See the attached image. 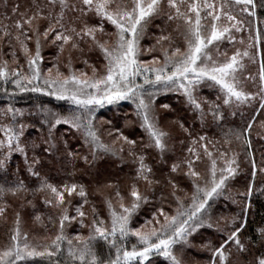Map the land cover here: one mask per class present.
<instances>
[{
  "label": "snow or ice",
  "instance_id": "1",
  "mask_svg": "<svg viewBox=\"0 0 264 264\" xmlns=\"http://www.w3.org/2000/svg\"><path fill=\"white\" fill-rule=\"evenodd\" d=\"M3 7H9L8 0H3ZM11 13L2 14L8 23L0 21V91L10 97L18 93L53 96L74 107L65 113L43 103L28 113L15 105L3 110L0 216L8 210L7 196L43 193L48 220L57 231L52 237H43L48 243H35L22 230L20 213L16 212L9 242L0 249V264H28L37 257L50 264H156L152 259L155 256H163L171 264H186L183 254L188 249L209 252L207 264H264V227L258 229L255 238L246 233L242 236L252 207L256 175H264V149L259 163L252 151L253 125L264 112V54L256 51L264 39V0H31L23 10L20 3L13 4ZM173 22L175 27L169 30ZM150 25L158 32L153 33L154 45L145 49L142 40ZM245 32L247 47L229 55L227 45L243 44L244 37L238 38L236 33ZM178 37L183 39V47L177 43ZM49 45L55 48L54 62L44 68L43 50ZM157 49L162 60L159 56L149 61L140 58L145 51ZM18 53H22L25 64L20 63ZM91 53L96 54V63L91 62ZM62 56L67 74L61 71ZM257 56L258 71L255 76H247L254 90H248L241 83L245 59L256 62ZM74 59L91 68V74L74 69ZM9 84L15 86L11 93ZM203 89L214 90L215 99L203 96ZM161 93H175L182 98L180 110L187 115L172 124L190 143L185 146L187 154L175 160L167 174L163 168L154 169L147 163L145 155L150 149L159 159H173L169 156L176 148L173 141L184 143L161 126L156 107ZM120 101L135 105L139 127L146 135L138 141L119 128H109L107 134L113 140L104 143L96 111ZM160 107L174 111L170 104ZM246 109H252L247 119ZM237 116L243 121L242 127L224 131L228 117ZM196 121L201 128L215 124L229 147L201 134ZM62 124L81 134L89 154L79 153L70 147L68 139L57 135L56 128ZM36 127L40 133L33 137L29 130ZM259 127L264 129V118ZM256 139H264V134L258 133ZM233 140L243 142L244 156L252 169L251 182L246 191L237 193L244 198L238 218L214 216L216 200L232 198L230 181L241 169L239 154H229ZM125 152L134 165L126 192L112 183L96 189L102 192L113 188L103 200L107 219L100 215L96 204L85 208L89 205V192L83 184L57 185L48 175V171L69 160L80 159L85 165L94 166L104 155L120 156ZM17 153L23 158V170L34 178L28 183L19 175L20 165L13 169L12 160ZM203 156L210 160L207 175L197 167ZM218 161L223 163L218 165ZM185 179L191 181V192L181 186ZM73 194L81 202L70 214V199L66 198ZM141 210L145 218L134 224ZM35 219L40 221L41 215L36 214ZM73 222L89 229L87 236L76 234V245L65 235ZM208 229L220 233L223 243L214 245L205 239ZM66 240L64 256L62 245ZM98 245L105 250L98 252Z\"/></svg>",
  "mask_w": 264,
  "mask_h": 264
},
{
  "label": "trees",
  "instance_id": "2",
  "mask_svg": "<svg viewBox=\"0 0 264 264\" xmlns=\"http://www.w3.org/2000/svg\"><path fill=\"white\" fill-rule=\"evenodd\" d=\"M219 3V0H217ZM15 3L21 4V10H23L26 6L30 5L31 0H8V8L3 7V0H0V21L3 23H8L9 21L3 20L2 14L4 12H7L8 15H12L11 13V6ZM15 17H13L14 19ZM157 24L160 23L159 20L156 21ZM175 27V23L173 22L170 25L169 30L171 28ZM149 33L148 37L145 38L146 45L151 47L154 45V35L153 33L158 32V29L153 28L151 25L148 28ZM174 36H176V33H173ZM177 43L183 47L184 42L183 39L178 37ZM260 50H258V47L256 48V51L259 54H264V39L260 42ZM6 50V49H5ZM227 51L229 55L233 52V46L227 45ZM55 48L52 45H49L48 47L44 48L43 54L44 56H54ZM20 58H23L22 53H18ZM95 53L89 54V58L91 62L96 63L95 60ZM159 56L162 58V54L159 52V50L152 51V55L150 57ZM258 59L259 56H257V61L252 62L249 61V63L246 65V68L244 70L241 82L243 85L248 87L249 90H254V85L251 81L247 79V76L249 73H251L253 76L256 75L258 71ZM54 62V61H53ZM73 62L78 63V67L81 68L85 66L82 61L79 59H74ZM48 64H51L49 62ZM75 67V66H73ZM77 67V66H76ZM12 85V84H10ZM13 86V85H12ZM14 88V87H12ZM214 90L212 89H203L202 95L205 96L208 100H214L215 96L212 95ZM8 98V99H6ZM181 97L177 96V94L174 93H165L162 95H159L156 99V105L157 104H170L172 105V108L174 111H169L167 109H162V112L158 110V114L160 116L161 126L164 127L166 131H171L174 136H177L180 140H183L184 143L180 144L178 141H173L176 145L175 151L170 152L169 156H172L173 159H169L168 156L164 157L163 159L157 158L156 153L153 150H146V162L153 165L155 168H163L165 170V174H167L168 169L170 168V165L175 161L181 158L182 155H186L185 146H190V143L188 140L184 139L183 133L177 132L175 129H173L172 121L175 119L184 118L187 114L180 109L183 107V105L180 103ZM7 100V101H6ZM2 102V103H1ZM8 105H15L17 109L23 110L25 113H28L29 111H35V109L41 104H45L50 108H53L61 113H65L68 107L67 101H59L56 100L53 96H46L43 94L38 93H18L14 97H10L8 95L2 94L0 91V117H2L4 104L6 103ZM158 105V106H160ZM157 107V106H156ZM158 108V107H157ZM116 112V114L114 113ZM135 109L133 106L128 104H120L117 107H108L106 111H104L101 114V117L105 119L103 123L98 122L99 130L102 134V139L104 143H111L113 140L112 136H109L107 134V130L109 128H119L121 131L124 132L125 135H128L131 139H137L138 141L141 139V137H144L146 134L144 131L139 127V122L135 115ZM252 113V109H246L245 110V119ZM114 115V117H111ZM261 118H264V112L261 113L260 116L256 117V123L253 125V147L252 151L256 155V159L259 163L262 149H264V139L258 140L256 139L257 134H264V129H261L259 127ZM108 121H111V124L108 123ZM127 121L128 123H125ZM189 123H193L190 119L188 120ZM198 131L201 132V134H206L210 138L211 141L218 142L219 145H223L224 148H228L229 146L227 144H224L223 140V132L221 129L216 128L215 124H211V127L208 128H201L199 126V121L195 122ZM243 121L240 119L239 116L237 117H228V120L224 122V131H227L229 128L233 129H239L242 127ZM173 127V128H172ZM63 125L59 126L58 129H56V133L58 136H61L65 139L69 140L70 147L75 148L79 153L81 154H89L88 148L83 143V139L81 135L76 134V132H73L69 130L70 132L67 133V131H63L62 129H65ZM31 135L33 137H38L40 133V129L38 127L30 129ZM37 143H39V140L37 139ZM211 150V145H210ZM223 150V149H221ZM39 151V150H37ZM232 152H236L239 154V160L241 161V169L238 173L237 177L230 181V188H229V195L232 198L227 197H221L218 200H216L215 204L213 205L212 212L214 216H224V217H239L241 215V206L243 204V197L237 195L239 192L246 191V186L251 182V176L250 173L252 171L251 167L248 165L247 160L244 156L245 153V147L243 145L242 141H235L233 140L231 146H230V152L231 155ZM151 153V154H149ZM123 157V159L121 158ZM22 157L19 155H14L12 164L13 169L15 166L20 165L22 168V171L20 172V176L22 178H26V183H28L30 180H34V178H31L28 176V173L26 170H23L22 165ZM109 164L111 166L110 169L106 171H96L97 164H100L102 166L103 164ZM223 163L222 161H218V165ZM134 167L133 164L128 160L127 153H122L120 156H117L115 160H112L110 157L102 156L98 161H96L94 166H87L83 163L82 160L76 159L75 161L69 160L63 165H58L54 171H48L49 178L52 183L60 185L61 182L71 184V183H78L83 184L87 191L89 184H97L101 178H104V181H107L109 183L119 184L121 187V183L124 179H128L129 181L126 183L127 187L130 180V173L131 169ZM198 170L204 173L205 175L208 174V170L210 168V160L207 156H203L201 161L197 162ZM201 168V169H200ZM175 175V173H173ZM191 181L185 179L181 186L184 187L187 191L191 192L192 188L190 187ZM30 187H34V185L30 184ZM143 182H141V190H143ZM158 187V186H157ZM43 193H36L35 196L32 195L31 192L24 194L23 196H7L6 199L8 201L9 207L6 213L3 216H0V248L3 245H6L9 240V234L11 229L14 226L15 221V214L16 212L20 213V217H28L31 219L33 225L32 228H29L30 232L33 234V237H36L35 239H38L39 243H48L49 241H46L43 239L45 235L52 237L56 234V227L48 220L49 216V209L43 204ZM98 194L97 193H90L89 194V202L91 204L98 203ZM79 199V198H78ZM233 199H235L237 202L234 203ZM31 200L32 204H27L26 201ZM81 201V200H80ZM76 201V202H80ZM251 202L252 207L249 210L248 215V224L247 227L244 229V233H242V236L246 233L247 236H251L253 238L257 237L259 235L258 229L261 227H264V175H261L257 173L255 178V186L253 188V193L251 196ZM89 203V204H90ZM89 205V207L91 206ZM23 205V207H21ZM33 205L35 207H33ZM166 209L168 208L167 204L165 205ZM98 210L102 215L105 217L107 216V211L105 210L102 212L99 207H97ZM9 213L12 215L10 219H8ZM39 214L41 215V220L37 221L35 219V215ZM70 214H74V211H70ZM141 215L144 216L143 210H141ZM139 215L140 217H142ZM108 218V216L106 217ZM138 220H141L140 218ZM223 223V221H222ZM68 228H66L67 232ZM224 235H227V233H224ZM205 239L211 240L212 243L218 244L223 243V238L220 233L215 232L214 229H208L205 232ZM134 242V239H132ZM102 243V242H101ZM68 247L67 241H65L62 245L63 253L62 255L66 256ZM106 247V246H105ZM105 248L100 247V245L97 246V251L102 252ZM235 250L233 249V252ZM210 255L209 252L200 250V249H188L183 254V259L185 260L186 264H207L208 256ZM58 258V257H57ZM53 258V259H57ZM155 260L156 264H171L167 258L163 256H155L152 258ZM23 264V262H21ZM28 264H50L49 261L44 260L43 258H35L34 260H30Z\"/></svg>",
  "mask_w": 264,
  "mask_h": 264
},
{
  "label": "rangeland",
  "instance_id": "3",
  "mask_svg": "<svg viewBox=\"0 0 264 264\" xmlns=\"http://www.w3.org/2000/svg\"><path fill=\"white\" fill-rule=\"evenodd\" d=\"M218 2V1H217ZM42 23H44V22H42ZM149 30V29H148ZM147 30V34L145 35V37H144V39L142 40V46L145 48V49H147V48H149V46L148 45H146V42H145V38H147L148 37V33H149V31ZM236 35H237V37L239 38L240 36H243L244 37V43L243 44H240L239 42H237L234 46H233V51L234 50H236V49H239V50H244L246 47H247V44L249 43V41H248V39H247V32H245V33H236ZM229 46L231 45V44H228ZM257 47H258V50H260V43L257 45ZM232 54V53H231ZM230 54V55H231ZM150 55H152V52H147V51H145L144 52V54L140 57L142 60H144V61H149V60H151L152 58H153V56L152 57H150ZM214 55H217L216 53H214ZM221 59H223V57H221ZM161 60H162V58H161ZM63 61H64V57L62 56L61 57V71H63V72H65V74H67V72H68V69L66 68V67H64L63 66ZM49 62H51V64L53 63V56H46L45 57V60H44V64H43V66L42 67H44V68H47V67H50L51 66V64H48ZM20 63L21 64H25L26 63V61L24 60V58H20ZM93 63V62H92ZM249 63V61L247 60V58L245 59V65H247ZM78 63H76V62H73V65L72 66H75V67H73L74 69H76V70H84V71H87L88 73H89V75L91 74V68H86L85 66H83V67H81V68H79L78 67V65H77ZM13 67L15 66V65H12ZM77 66V67H76ZM101 65H99V64H97V67H100ZM244 73V72H243ZM142 80H143V78L142 77H140L139 78V81L140 82H142ZM242 83V82H241ZM243 84V83H242ZM246 89H248V87H246L245 85H243ZM12 87H14L15 88V86L13 85H8V88H9V92L11 93L13 90H14V88H12ZM249 90V89H248ZM2 92V94H4L3 93V91H1ZM162 94H165V93H161V94H159V95H162ZM168 94V93H167ZM175 94V93H174ZM158 95V96H159ZM9 96V95H8ZM55 98V97H54ZM6 99H8V98H6ZM7 101V100H6ZM157 102V101H156ZM2 103V102H1ZM6 103V105L4 104V107H2V109L4 110V108L5 107H7L8 106V103L7 102H5ZM122 105V104H128V105H131V106H133L134 107V109H135V105L134 104H132L130 101H120L119 102V104H114V105H105L103 108H99V109H97V111H96V122H97V124H98V122L100 121V123H103L104 121H105V119L104 118H102L101 117V114L104 112V111H106V109L108 108V107H117V106H119V105ZM158 105H160V104H157L156 106L158 107L157 109H159L161 112H162V109L163 108H161L160 106H158ZM68 107H69V109H71L72 107H74V106H72L70 103H68ZM69 109H67V110H69ZM2 110V111H3ZM66 110V111H67ZM135 111H136V109H135ZM115 114H116V112H114ZM111 117H114V115H112ZM125 123H128L127 121H125ZM63 125V124H62ZM59 126H61V125H59ZM59 126H57V128L56 129H58V127ZM64 127H66L65 129H62V132L63 131H67V133H69L70 131L69 130H71V131H73V132H76V134H78V135H81L79 132H77L75 129H71L70 128V126H68V125H63ZM173 127H174V125H173ZM172 127V128H173ZM173 129H175V127L173 128ZM143 130V129H142ZM14 155H16V154H14ZM17 155H19L20 156V154H18L17 153ZM104 156H107V157H110L112 160H115L116 158H117V156H114V155H111V154H109V155H104ZM21 157V156H20ZM111 168V166L107 163H105V164H103L102 166H100V164H97V166H96V171H101V172H103V171H106V170H108V169H110ZM201 169V168H200ZM104 178L105 177H103V178H101L99 181H97L98 183L95 185V184H89L88 185V189H89V194L90 193H97L98 194V203H96V206L97 207H99L100 208V210L102 211V212H104L105 210L107 211V216H108V210H107V207L104 205V203H103V200H104V197L105 196H110V194L113 192V188H107V189H103V191L102 192H97L96 191V189H97V187L98 186H101V185H103V184H105V183H109V182H107V181H104ZM129 180L128 179H124L123 180V182L121 183V190L123 191V192H126V190H127V182H128ZM113 184V183H112ZM79 198V199H78ZM66 199H70V208H69V213H70V211H74V209H75V207L81 202L80 200H81V198L78 196V195H75V194H73V196L71 197V198H66ZM80 201V202H76V201ZM90 203V202H89ZM91 204V203H90ZM89 204V205H90ZM89 205H86L85 206V208L87 209V208H89ZM100 212V211H99ZM100 215L101 216H103L105 219H107L104 215H102L101 213H100ZM141 215V214H140ZM11 214L9 213V215H8V219H10L11 218ZM142 217H140V216H138V217H136L135 219H134V224L136 223V221L140 218L141 220H139L140 222H142L143 221V219L145 218V216H143V215H141ZM32 225H33V223H32V221H31V219H29L28 217H23V218H21V228H22V230L24 231V232H26L27 234H28V237H29V239L30 240H32V241H34L35 243H39L38 242V239H35L36 237H33L32 235V233L29 231L30 229L29 228H32ZM88 232H89V229L88 228H82V227H80L78 224H76L75 222H73V224L70 226V227H68V230H67V232L65 231V235L69 238V239H72V242H73V245H76L77 243H78V241H76L75 240V236H76V234L77 233H81V234H83V235H85V236H87L88 235ZM132 239H134V238H132ZM67 241V240H66ZM7 245V244H6ZM6 245H3L0 249H2V248H4ZM66 250H67V248H66Z\"/></svg>",
  "mask_w": 264,
  "mask_h": 264
}]
</instances>
